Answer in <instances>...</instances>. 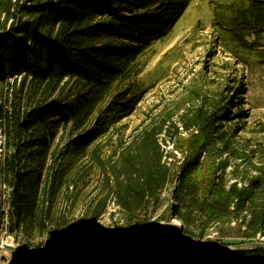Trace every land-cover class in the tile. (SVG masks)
I'll use <instances>...</instances> for the list:
<instances>
[{
	"label": "rangeland",
	"instance_id": "rangeland-1",
	"mask_svg": "<svg viewBox=\"0 0 264 264\" xmlns=\"http://www.w3.org/2000/svg\"><path fill=\"white\" fill-rule=\"evenodd\" d=\"M3 159L2 133L0 132V163ZM0 241L6 243L4 184L0 182ZM1 249V247H0ZM0 264H7L6 252L0 250Z\"/></svg>",
	"mask_w": 264,
	"mask_h": 264
},
{
	"label": "trees",
	"instance_id": "trees-1",
	"mask_svg": "<svg viewBox=\"0 0 264 264\" xmlns=\"http://www.w3.org/2000/svg\"><path fill=\"white\" fill-rule=\"evenodd\" d=\"M0 132L2 133L1 86H0ZM0 182L4 184L3 159L0 163Z\"/></svg>",
	"mask_w": 264,
	"mask_h": 264
},
{
	"label": "water",
	"instance_id": "water-1",
	"mask_svg": "<svg viewBox=\"0 0 264 264\" xmlns=\"http://www.w3.org/2000/svg\"><path fill=\"white\" fill-rule=\"evenodd\" d=\"M0 247H3L6 249V243L0 241Z\"/></svg>",
	"mask_w": 264,
	"mask_h": 264
},
{
	"label": "bare ground",
	"instance_id": "bare-ground-1",
	"mask_svg": "<svg viewBox=\"0 0 264 264\" xmlns=\"http://www.w3.org/2000/svg\"><path fill=\"white\" fill-rule=\"evenodd\" d=\"M1 251H3V252H6V249L5 248H3V247H1V249H0Z\"/></svg>",
	"mask_w": 264,
	"mask_h": 264
}]
</instances>
